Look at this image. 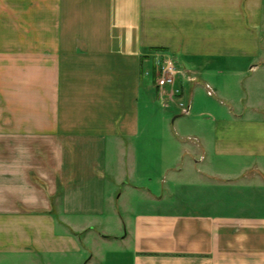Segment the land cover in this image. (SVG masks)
<instances>
[{
  "label": "crops",
  "instance_id": "1",
  "mask_svg": "<svg viewBox=\"0 0 264 264\" xmlns=\"http://www.w3.org/2000/svg\"><path fill=\"white\" fill-rule=\"evenodd\" d=\"M160 58L196 211L132 178ZM0 264H264V0H0Z\"/></svg>",
  "mask_w": 264,
  "mask_h": 264
},
{
  "label": "rangeland",
  "instance_id": "2",
  "mask_svg": "<svg viewBox=\"0 0 264 264\" xmlns=\"http://www.w3.org/2000/svg\"><path fill=\"white\" fill-rule=\"evenodd\" d=\"M142 62L143 59L141 60ZM148 63L147 71L143 73L151 78V83L156 89V95L154 99H143L141 105V125L143 129L141 137L136 144L137 154L135 156L133 155L137 157V164L134 168L132 167L134 175L132 178L134 180L136 178L153 180L159 191L160 204L165 208L175 206V208L177 207L184 211H196L201 208L202 201H206L208 198L204 197V191H201L198 187L188 185H195L196 182L193 176L178 178L176 181L177 185L174 188L171 187L174 189L173 194H168L165 191V185L169 178L166 176L167 174L164 170L168 165L173 163L172 160L175 158V153L181 147L176 141L177 139L174 138L175 127H183L182 130L185 133L191 131L187 126L189 124L187 119L190 118V115H181L183 107L180 103L185 99L183 98V91L177 83V77H180L182 73L179 64L176 61L174 63L172 62L175 66V70L172 73L174 85L168 86L164 90L157 85V78L162 75V66L166 64L165 59L160 58L158 61L151 60ZM212 80L215 79L213 78ZM178 87L181 89V93L175 95V89ZM200 95V101L202 102V99H204L203 102H206V104L209 103L210 105H203L202 108L199 107L198 109L193 105L191 107V114L198 115L201 111H205L206 113L215 115L211 107L214 108V100L215 104H219L216 101L217 99L208 96L204 91H201ZM163 179L165 183H163ZM183 182L189 183L184 185ZM206 194H208L207 191ZM225 195L227 196V194H224L223 197ZM113 250L118 251L114 246L110 247L107 251Z\"/></svg>",
  "mask_w": 264,
  "mask_h": 264
},
{
  "label": "built area",
  "instance_id": "3",
  "mask_svg": "<svg viewBox=\"0 0 264 264\" xmlns=\"http://www.w3.org/2000/svg\"><path fill=\"white\" fill-rule=\"evenodd\" d=\"M166 64L162 66V75L161 77L157 78V85L159 88L166 89L168 86H172L173 84V78L172 73L175 70V66L173 65L171 60H165ZM181 93V89L178 87L175 89V95ZM182 112L181 114H188L190 111V103L188 101L184 100L181 103Z\"/></svg>",
  "mask_w": 264,
  "mask_h": 264
},
{
  "label": "trees",
  "instance_id": "4",
  "mask_svg": "<svg viewBox=\"0 0 264 264\" xmlns=\"http://www.w3.org/2000/svg\"><path fill=\"white\" fill-rule=\"evenodd\" d=\"M155 50H161V51H164L165 49L164 48H154Z\"/></svg>",
  "mask_w": 264,
  "mask_h": 264
}]
</instances>
